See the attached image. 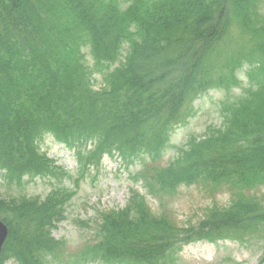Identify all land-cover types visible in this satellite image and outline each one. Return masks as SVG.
Segmentation results:
<instances>
[{
  "label": "trees",
  "instance_id": "1",
  "mask_svg": "<svg viewBox=\"0 0 264 264\" xmlns=\"http://www.w3.org/2000/svg\"><path fill=\"white\" fill-rule=\"evenodd\" d=\"M0 0V164L7 184L23 175L55 176L53 162L37 142L46 133L76 148L89 160L117 151L126 164L142 153L162 156L167 137L148 140L139 131L164 109L172 112L187 94L197 91L201 59L230 40L232 26L247 43L230 59L234 73L243 60L253 65L254 88L233 103L223 129L205 140H190L167 168L149 176L150 194L171 195L180 184L227 178L230 158L239 168L238 183L264 182V0ZM124 62L92 91L83 48L95 65L115 63L124 43ZM244 55V56H243ZM173 70L177 77L165 80ZM159 90L154 86L166 82ZM199 81H202L200 78ZM199 87V85H198ZM95 142L86 152V144ZM244 146H247L244 148ZM218 169L220 172H218ZM63 190L44 201L24 197L0 200V212L14 215L10 242L29 255L27 233L51 245L48 228L60 221ZM213 208L196 235L208 238L242 223H260V203L239 196L228 210ZM222 221V222H221ZM249 227V225L247 226ZM23 231L21 235L18 232ZM176 228L165 217H151L143 198L132 195L125 210L103 214L95 236L106 262L155 261L167 249ZM248 231V229H247ZM26 232V233H25ZM190 232V231H189Z\"/></svg>",
  "mask_w": 264,
  "mask_h": 264
},
{
  "label": "rangeland",
  "instance_id": "2",
  "mask_svg": "<svg viewBox=\"0 0 264 264\" xmlns=\"http://www.w3.org/2000/svg\"><path fill=\"white\" fill-rule=\"evenodd\" d=\"M235 38L239 37V33L234 31ZM241 38V43L244 42ZM229 50L228 46H224L220 56L221 59L226 57ZM87 52V51H86ZM89 66L92 67V61L89 53L86 57ZM118 65L114 64L113 69ZM92 76L95 89L102 87L101 77L95 72ZM246 67L239 70L237 77L240 81L238 89H231L230 92L225 91H210L206 95L193 103L196 115L193 118H188L186 124L176 127L170 135L169 144L173 147L166 153L162 159L158 161L160 167H165L171 158L176 155V148L181 147L189 135L202 136L203 133L210 127L218 126L221 122L218 114V104L227 93L231 100L236 99L243 88L247 86V81L244 76ZM40 151L45 152L49 158L55 160L56 165L60 166L64 171L71 174L75 171V161L72 160L67 151L55 144L51 138L40 143ZM122 165L119 161H114L104 157L101 163V170L98 175H95L94 181L87 177L83 180L77 189L72 183L55 179H38L35 178L31 182H24L23 186L13 187L5 186L0 180V194L3 197L8 195H16L20 192L25 193L29 197L39 196L43 198L51 189L57 187L67 188L73 191L71 200L66 210V220L62 223L58 230L54 232L55 238L65 237L70 241H75L76 220L89 221L97 217V213L102 210L120 209L123 208L128 200L130 191H137L140 195H145V191L140 184L133 185L126 180V172L120 175H115L116 169L122 171ZM132 173L141 170V164L134 163L129 167ZM91 182V185L90 183ZM20 188V189H18ZM75 190V191H74ZM256 196L264 202V188L258 189ZM146 202L154 213H157L158 206L153 198L146 197ZM166 208L167 214L179 226H186L188 223H198L205 213L206 209L214 203L218 206H227L229 203V191L225 188H216L211 191L210 188L202 184L193 185L190 187L180 186L177 194L168 201ZM73 221V222H72ZM264 234V233H262ZM176 262L173 264H264V238L252 236L246 241L237 242L236 240H225L217 243L209 244L206 242H198L190 244L176 254ZM11 264V263H6Z\"/></svg>",
  "mask_w": 264,
  "mask_h": 264
},
{
  "label": "water",
  "instance_id": "3",
  "mask_svg": "<svg viewBox=\"0 0 264 264\" xmlns=\"http://www.w3.org/2000/svg\"><path fill=\"white\" fill-rule=\"evenodd\" d=\"M3 229H2V227L0 226V242H1V240L3 239Z\"/></svg>",
  "mask_w": 264,
  "mask_h": 264
}]
</instances>
